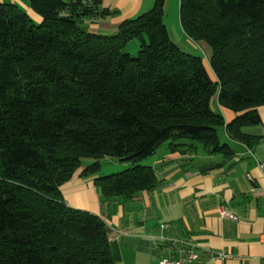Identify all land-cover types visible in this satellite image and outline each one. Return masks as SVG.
Masks as SVG:
<instances>
[{"label": "trees", "instance_id": "trees-1", "mask_svg": "<svg viewBox=\"0 0 264 264\" xmlns=\"http://www.w3.org/2000/svg\"><path fill=\"white\" fill-rule=\"evenodd\" d=\"M31 8L41 23L0 3V264H116L107 224L68 206L63 185L84 167L103 201L127 199L159 184L140 163L163 145L178 151L186 140L230 158L223 126L257 144L245 128L261 124L264 106V0H180L182 29L209 46L211 72L172 40L166 0L112 35L85 24L109 15L102 0H31ZM135 39L132 56L125 47ZM215 99L237 114L232 123ZM105 157L130 167L101 177Z\"/></svg>", "mask_w": 264, "mask_h": 264}, {"label": "crops", "instance_id": "crops-1", "mask_svg": "<svg viewBox=\"0 0 264 264\" xmlns=\"http://www.w3.org/2000/svg\"><path fill=\"white\" fill-rule=\"evenodd\" d=\"M169 1L171 7L173 0ZM0 3L16 5L36 23L42 22L31 8V0ZM154 3L102 0V8L109 15L85 24L92 33L112 35L123 22L150 11ZM190 41L195 47L196 43ZM199 43L211 60L209 46ZM204 62L211 72L210 61ZM213 109L226 124L237 116L217 99ZM258 114L261 124L245 128L247 134L258 139L252 147L231 138L225 126L218 128L220 142L233 151L230 158L211 155L202 146L190 147L186 140L180 141L186 146L178 151L166 144L148 158L160 181L153 190L127 199L112 198L104 206L95 177H83L82 167L63 185L64 200L68 206L96 215L107 224L116 264H160L165 258L178 257L179 247L171 241L198 244L200 259L195 264H264V106L258 108ZM222 208L239 220L222 218ZM212 253L227 258H212Z\"/></svg>", "mask_w": 264, "mask_h": 264}, {"label": "rangeland", "instance_id": "rangeland-1", "mask_svg": "<svg viewBox=\"0 0 264 264\" xmlns=\"http://www.w3.org/2000/svg\"><path fill=\"white\" fill-rule=\"evenodd\" d=\"M164 23L169 30V33L172 39L178 41L177 44L180 49L188 54L199 55L202 56L206 63L209 64V55L205 49H203L202 43H196L195 47L194 44L191 43V39L185 34L182 29L181 21H180V0H173L172 6L170 7V1L166 0V8H165V17ZM190 39V40H189ZM183 40L182 42H180ZM140 49V42L139 40L135 39L129 42V44L125 47V52L129 53L132 56H137L138 51ZM149 159H144L141 161L140 164L142 165H149ZM94 160L93 159H86L84 161L85 165L91 164ZM101 171L99 175L101 177L117 174L122 171L129 169L130 164L121 162L119 159L115 157H105L101 161ZM89 177H97L95 175L87 176ZM104 206H106V201H103Z\"/></svg>", "mask_w": 264, "mask_h": 264}, {"label": "built area", "instance_id": "built-area-1", "mask_svg": "<svg viewBox=\"0 0 264 264\" xmlns=\"http://www.w3.org/2000/svg\"><path fill=\"white\" fill-rule=\"evenodd\" d=\"M264 167V165H263ZM220 215L224 219H230L232 221H238L239 217L233 214L228 209L222 208L220 210ZM171 241V240H170ZM171 245L179 247L178 257H168L163 259L160 264H195L200 259V246L195 243H186L181 241H171ZM212 258H220L225 260L227 258L224 254H211Z\"/></svg>", "mask_w": 264, "mask_h": 264}]
</instances>
